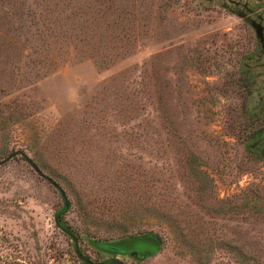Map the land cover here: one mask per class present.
Returning a JSON list of instances; mask_svg holds the SVG:
<instances>
[{
    "label": "rangeland",
    "instance_id": "374dc122",
    "mask_svg": "<svg viewBox=\"0 0 264 264\" xmlns=\"http://www.w3.org/2000/svg\"><path fill=\"white\" fill-rule=\"evenodd\" d=\"M236 1L0 0V160L22 150L55 179L77 236L15 154L0 163V264L105 262L87 237L144 232L158 249L145 234L115 258L264 264V157L249 146L264 67H243L263 60L262 33ZM238 1L264 19V0Z\"/></svg>",
    "mask_w": 264,
    "mask_h": 264
},
{
    "label": "trees",
    "instance_id": "16d2710c",
    "mask_svg": "<svg viewBox=\"0 0 264 264\" xmlns=\"http://www.w3.org/2000/svg\"><path fill=\"white\" fill-rule=\"evenodd\" d=\"M24 159L25 156L23 155ZM65 209V204L57 210L56 216H57V223L58 225L68 234L72 236L74 239V243L76 244V238L77 236L75 235L72 227L70 224L66 221V219L62 215V211ZM147 234V235H145ZM145 235V237H150L149 239H152L157 243V246L155 247V250L159 248L162 240L159 237V235L156 232H144V233H138V234H127L118 238H94V237H87V241L89 244L94 246L96 251L103 256H105L104 261L109 262L110 260L115 258V255L117 254H131L133 251L129 250L131 249V245L134 244L132 243L131 245L129 243H126L128 239H134L137 238L138 236ZM142 238V237H141ZM154 251V250H153ZM153 251L149 252H142L143 254L141 256H146V254H150Z\"/></svg>",
    "mask_w": 264,
    "mask_h": 264
},
{
    "label": "flooded vegetation",
    "instance_id": "af4514ba",
    "mask_svg": "<svg viewBox=\"0 0 264 264\" xmlns=\"http://www.w3.org/2000/svg\"><path fill=\"white\" fill-rule=\"evenodd\" d=\"M235 4L241 5V7L237 10L238 14L253 23L255 27L259 29L260 33L263 34H261V37L257 38L256 44L253 49V51L255 49H258L256 55L257 59H260L264 55V19L257 13L256 9L253 6L249 5L247 2L241 3L237 0ZM252 52H250L251 54H249L250 57L253 55ZM254 65L264 67V58L262 61L256 62L254 64H251L249 62L243 63V67L247 69L251 68ZM254 103L255 104L253 106V110L256 117L264 120L262 117V114L264 113V92L261 93V95L257 98V100L254 101ZM249 146L252 152H257L259 156L264 157V128H259L257 130V133L255 137L250 141Z\"/></svg>",
    "mask_w": 264,
    "mask_h": 264
},
{
    "label": "water",
    "instance_id": "95a60500",
    "mask_svg": "<svg viewBox=\"0 0 264 264\" xmlns=\"http://www.w3.org/2000/svg\"><path fill=\"white\" fill-rule=\"evenodd\" d=\"M258 34H259V32H258ZM18 153L24 155L25 159L29 162V164L32 166V168L40 176H42L43 178L48 180L52 185H54L59 190L62 198L64 199V204H65V208H66L68 206L69 201H68L67 195H66L65 191L63 190V188L58 184V182L55 179H53L50 175H48L45 172H43L42 169L29 156H27L26 154L23 153L22 150H15L14 152L9 154L8 156L2 158L0 160V163H3L4 161L8 160L11 156H13L15 154H18ZM77 253L88 264H107V262L94 261V260L90 259L89 257L85 256L84 254H82L79 250H77ZM108 263H111V264H125L123 261H121V260H119L117 258H114V259L110 260Z\"/></svg>",
    "mask_w": 264,
    "mask_h": 264
}]
</instances>
